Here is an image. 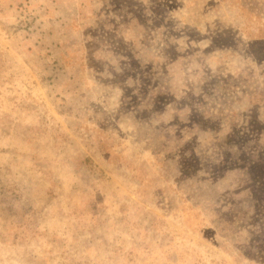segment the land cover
I'll return each mask as SVG.
<instances>
[{
	"label": "rangeland",
	"instance_id": "rangeland-1",
	"mask_svg": "<svg viewBox=\"0 0 264 264\" xmlns=\"http://www.w3.org/2000/svg\"><path fill=\"white\" fill-rule=\"evenodd\" d=\"M0 264H264V0H0Z\"/></svg>",
	"mask_w": 264,
	"mask_h": 264
}]
</instances>
